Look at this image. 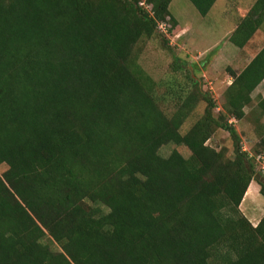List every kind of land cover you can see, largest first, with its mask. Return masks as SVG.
Returning <instances> with one entry per match:
<instances>
[{
  "label": "trees",
  "instance_id": "1",
  "mask_svg": "<svg viewBox=\"0 0 264 264\" xmlns=\"http://www.w3.org/2000/svg\"><path fill=\"white\" fill-rule=\"evenodd\" d=\"M189 1L202 17L217 2ZM142 2L0 0V264H264V216L254 227L240 209L252 182L264 197V135L244 151L229 122L264 80L259 60L233 74L220 116L190 72L169 114L139 45L178 23L172 0ZM263 21L258 0L229 41ZM220 129L233 157L208 145ZM169 144L191 156H161Z\"/></svg>",
  "mask_w": 264,
  "mask_h": 264
},
{
  "label": "rangeland",
  "instance_id": "2",
  "mask_svg": "<svg viewBox=\"0 0 264 264\" xmlns=\"http://www.w3.org/2000/svg\"><path fill=\"white\" fill-rule=\"evenodd\" d=\"M240 1L217 0L209 14L206 17H202L189 0H173L169 11L171 16L178 20L180 27L170 34L169 31L173 25L172 21L168 19L166 23L159 25L157 36L150 40L144 39L140 43V65L159 84L157 96L162 102L161 106L164 111L171 114L175 110L173 107L175 101L172 103V99L175 96H170L169 91H171V88L174 89L173 83L176 84L177 91L179 85L186 81V72H190V77L199 84L200 89L209 93L215 99L218 106L214 111L215 116L218 117L221 113H224L221 107L224 105L223 93L225 88H223L220 79L222 61L218 52L225 42L223 39L224 31L231 28L239 18L236 12V4H242ZM161 35L168 39L169 47L165 45ZM214 59L216 62L214 67H211V60ZM174 60L180 62L183 71L179 70L176 73L172 71ZM165 94H167L166 97ZM204 110L205 103H200L195 112L186 121L183 133L188 131L203 115ZM232 123L235 125V122ZM237 126L239 128L237 132L241 137L242 149L251 152L257 142L248 143L247 140L252 139L253 132L249 131V129L243 130L239 124ZM208 145L218 151L226 149L228 156L233 157V141L226 131L218 130L211 140L208 141ZM173 151L180 152L185 158L191 156V152L186 147L174 144L162 147L160 154L167 158ZM263 167L264 163L258 162V168L264 174ZM6 170L5 165H0V175ZM256 186L258 187L257 184ZM257 207L259 214L262 213L264 209L261 204H258ZM103 211L108 213L106 208H103ZM243 211L245 213L248 212L246 205L243 206Z\"/></svg>",
  "mask_w": 264,
  "mask_h": 264
},
{
  "label": "crops",
  "instance_id": "3",
  "mask_svg": "<svg viewBox=\"0 0 264 264\" xmlns=\"http://www.w3.org/2000/svg\"><path fill=\"white\" fill-rule=\"evenodd\" d=\"M257 1L258 0H241L240 2L242 4L237 3L236 12L238 13L239 18L236 23L231 26V28H228L224 31L223 39L225 42L221 50L218 52L220 53L222 61L220 79L223 88H225L223 93L224 103L225 92L235 80L233 74L239 76L250 66L251 63L255 62L256 60H259L257 65L259 71L264 72V21L252 39L244 47H236L229 41L230 37L238 28L241 21L246 18ZM171 17L174 18V20L178 23V20L175 17ZM178 27H180L179 23ZM215 59L211 60V67H214L216 62ZM250 99L251 103L245 106L243 110L246 117L239 122L235 120L230 121L231 123L235 122L234 126L236 127L237 131L239 130L237 126L239 124L243 130L249 129V131L253 132L252 139L250 138L247 140L248 143H252L254 141L258 142L261 136L264 135V80L252 92ZM221 109H224V105L221 107ZM256 184V182H252L250 184L240 206L241 211L251 222V224L254 225V227L258 225L264 216V210L259 214V209L257 207L258 204H261L264 209V197L260 193V186L257 184V187ZM245 205L248 208L247 213L243 211V206Z\"/></svg>",
  "mask_w": 264,
  "mask_h": 264
},
{
  "label": "built area",
  "instance_id": "4",
  "mask_svg": "<svg viewBox=\"0 0 264 264\" xmlns=\"http://www.w3.org/2000/svg\"><path fill=\"white\" fill-rule=\"evenodd\" d=\"M140 6L141 7H143L144 9H146L148 12H152V8H151V6H149V5H147L146 3H145V0H143V2L142 3H140ZM257 162H261V163H264V160H263V158L262 157H258L257 158ZM264 168V167H263Z\"/></svg>",
  "mask_w": 264,
  "mask_h": 264
}]
</instances>
